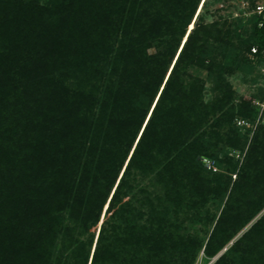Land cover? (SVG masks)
<instances>
[{
  "label": "trees",
  "instance_id": "1",
  "mask_svg": "<svg viewBox=\"0 0 264 264\" xmlns=\"http://www.w3.org/2000/svg\"><path fill=\"white\" fill-rule=\"evenodd\" d=\"M202 1L0 0V264H264L263 18Z\"/></svg>",
  "mask_w": 264,
  "mask_h": 264
},
{
  "label": "rangeland",
  "instance_id": "2",
  "mask_svg": "<svg viewBox=\"0 0 264 264\" xmlns=\"http://www.w3.org/2000/svg\"><path fill=\"white\" fill-rule=\"evenodd\" d=\"M206 1H208V6L211 12L216 14L215 19L221 16L224 19L228 20V22L231 24L237 22L240 23V26H250L252 15L250 4H248L250 3L249 0H223L221 2H219L218 0H203L199 7L200 11L198 9L197 15L201 12ZM231 82L240 95L248 100H252L254 95L258 93L259 89L264 87V65H257L256 67H254L252 72L237 74L235 77H232ZM254 104L259 108L261 115V110L264 107V103L254 100ZM259 117L257 119V122L259 120ZM242 125V127H244L243 134L245 135V137L252 138L253 131L255 129L254 126L246 121H244V124L242 123ZM233 155L236 157V159H243V155L240 152L233 153ZM203 162H206L207 167L210 166L206 160H203ZM233 178H235V176ZM212 210L216 213H219L217 207H213ZM216 259L217 258H207L205 254L201 252L196 261V264H213Z\"/></svg>",
  "mask_w": 264,
  "mask_h": 264
},
{
  "label": "built area",
  "instance_id": "3",
  "mask_svg": "<svg viewBox=\"0 0 264 264\" xmlns=\"http://www.w3.org/2000/svg\"><path fill=\"white\" fill-rule=\"evenodd\" d=\"M251 15H256L263 18V20L259 24V26L262 27L264 24V0H256L255 6L253 7V9H251ZM252 52L256 53V50L253 49ZM242 123L244 124V121H239L238 125H242Z\"/></svg>",
  "mask_w": 264,
  "mask_h": 264
},
{
  "label": "water",
  "instance_id": "4",
  "mask_svg": "<svg viewBox=\"0 0 264 264\" xmlns=\"http://www.w3.org/2000/svg\"><path fill=\"white\" fill-rule=\"evenodd\" d=\"M203 165L207 167V164H206V162H204V163H203Z\"/></svg>",
  "mask_w": 264,
  "mask_h": 264
}]
</instances>
